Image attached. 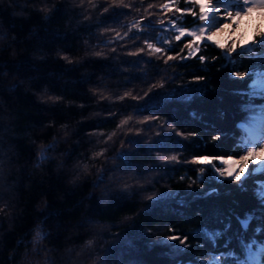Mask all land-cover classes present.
<instances>
[{
	"label": "trees",
	"instance_id": "trees-1",
	"mask_svg": "<svg viewBox=\"0 0 264 264\" xmlns=\"http://www.w3.org/2000/svg\"><path fill=\"white\" fill-rule=\"evenodd\" d=\"M193 9L0 0V264H255L264 170L202 159L251 147L264 34L192 54Z\"/></svg>",
	"mask_w": 264,
	"mask_h": 264
},
{
	"label": "rangeland",
	"instance_id": "rangeland-1",
	"mask_svg": "<svg viewBox=\"0 0 264 264\" xmlns=\"http://www.w3.org/2000/svg\"><path fill=\"white\" fill-rule=\"evenodd\" d=\"M167 6H170L169 2ZM205 7H199V13L201 15L196 17L197 22L191 27H184L176 21H172L169 24L177 32L179 37H193L196 43L192 49V54L198 52L199 45L202 42H212L222 46L230 44L232 47L237 45L239 47L249 48L256 44L255 41L259 33L262 32L264 34V0H211V8L214 9L218 19L211 23V29L209 30L207 29V22L210 19L208 14L209 10L206 11ZM238 16H247L248 20L246 22H234L233 30L225 35L223 39H210V31L220 30ZM252 84L256 93L264 94V72L258 74ZM244 127L247 132L245 141H249L251 144V147L244 156L202 159L204 164L211 168L216 176L222 177L224 174L233 177L244 176L247 161L251 157L258 163L256 170H264V110L256 113L252 122ZM262 194L264 195V183ZM263 252V247L260 249H255L254 247L249 248V254L252 256L255 264L260 263L261 256L260 259L258 258Z\"/></svg>",
	"mask_w": 264,
	"mask_h": 264
},
{
	"label": "bare ground",
	"instance_id": "bare-ground-1",
	"mask_svg": "<svg viewBox=\"0 0 264 264\" xmlns=\"http://www.w3.org/2000/svg\"><path fill=\"white\" fill-rule=\"evenodd\" d=\"M208 14H209V17H210V19H209V21L207 22L208 24H207V29L209 30V29H211L210 28V26H211V23L214 21V20H217L218 19V17H216V13H215V11H214V9H209V12H208ZM248 20V17L247 16H243V17H235L234 18V20L232 21V22H230V23H228L227 24V27H223V28H221L220 30H217V31H210V35H209V37H210V39L211 40H221V39H223V37L225 36V35H227L228 33H230L232 30H233V25H234V22H240V21H244V22H246ZM213 37H215V38H213ZM260 256H261V254L259 255V258L258 259H260ZM261 261V260H260ZM260 264V263H259Z\"/></svg>",
	"mask_w": 264,
	"mask_h": 264
},
{
	"label": "snow or ice",
	"instance_id": "snow-or-ice-1",
	"mask_svg": "<svg viewBox=\"0 0 264 264\" xmlns=\"http://www.w3.org/2000/svg\"><path fill=\"white\" fill-rule=\"evenodd\" d=\"M192 3L197 5V7H205L206 6L205 7L206 11H208L211 8V0H192ZM193 13H195L197 16L201 15V13L196 12L195 9L189 11V14H193ZM225 27H227V25ZM213 38H215V37H213Z\"/></svg>",
	"mask_w": 264,
	"mask_h": 264
},
{
	"label": "clouds",
	"instance_id": "clouds-1",
	"mask_svg": "<svg viewBox=\"0 0 264 264\" xmlns=\"http://www.w3.org/2000/svg\"><path fill=\"white\" fill-rule=\"evenodd\" d=\"M93 243H94V241L89 240V241L87 242V245H88L89 247H91V246L93 245ZM78 255H79V253H78ZM89 264H95V260L90 261Z\"/></svg>",
	"mask_w": 264,
	"mask_h": 264
},
{
	"label": "water",
	"instance_id": "water-1",
	"mask_svg": "<svg viewBox=\"0 0 264 264\" xmlns=\"http://www.w3.org/2000/svg\"><path fill=\"white\" fill-rule=\"evenodd\" d=\"M243 227H246L248 225L247 221H242Z\"/></svg>",
	"mask_w": 264,
	"mask_h": 264
}]
</instances>
